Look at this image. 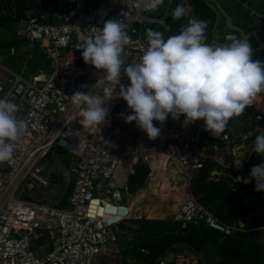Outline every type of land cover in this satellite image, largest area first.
Instances as JSON below:
<instances>
[{"label":"built area","instance_id":"2783aa9c","mask_svg":"<svg viewBox=\"0 0 264 264\" xmlns=\"http://www.w3.org/2000/svg\"><path fill=\"white\" fill-rule=\"evenodd\" d=\"M230 1L264 24V11L253 8L248 0ZM62 2L65 8L55 14L56 23L43 20L45 15L40 19L34 11L19 15L15 9L0 14V29L39 48L50 60V71L41 69L31 78L0 65V98L16 103L17 118L27 121V131L15 142L13 158L0 163V264H124L123 228L138 227L131 222L133 208L127 199L128 178L137 166L148 163L153 172L150 157L165 155L181 164L191 186L206 159L222 173L243 172L251 159L239 152L230 132L210 143L204 138L210 132L204 130L202 119L182 126L183 115L179 120L169 115L163 123L153 121L160 134L150 139L135 121L125 122L123 117L131 110L122 98L104 105L108 109L104 124L83 127L79 123L81 110L73 107L70 97L78 91L93 92V85L104 79V73L84 62L77 48L81 38L102 28L109 19L125 23L131 37L124 51L126 67L138 62L147 47L144 26H165L166 20L154 16L156 11L147 10L142 0ZM182 5L184 16L191 17L193 5L189 1ZM216 34L214 30V37L205 42L228 44ZM129 84L122 67L120 82L113 85L115 92ZM257 97L255 119L261 122L264 92ZM57 149L77 159L67 206L29 198L30 190L51 185L47 160ZM174 219L184 227L189 223L205 225L228 236L244 232L207 210L193 194ZM183 245L182 251L169 250L162 255L158 264H191V248Z\"/></svg>","mask_w":264,"mask_h":264},{"label":"clouds","instance_id":"9594fccd","mask_svg":"<svg viewBox=\"0 0 264 264\" xmlns=\"http://www.w3.org/2000/svg\"><path fill=\"white\" fill-rule=\"evenodd\" d=\"M142 2L147 10L156 11L164 0ZM184 15L183 5L172 11L174 20ZM127 27L109 19L77 45L84 62L104 73L93 92L78 91L70 97L73 107L81 110L79 123L85 128L104 124L108 115L104 105L122 98L131 110L123 117L125 122L135 121L150 139L160 134L153 121L163 123L169 115L173 120L183 115L182 126L202 119L204 130L218 137L234 116H240L264 92V62L252 59V46L246 38L208 44L206 21L191 18L179 34L167 39L163 33L147 29V47L139 61L124 67L125 46L131 40ZM122 67L130 84L116 93ZM18 111L16 103L0 98V163L13 158L15 142L27 131V121L17 118ZM252 151L264 157V134L255 137ZM241 179L237 177V181ZM249 180L255 181L257 192L264 191V162L251 168Z\"/></svg>","mask_w":264,"mask_h":264},{"label":"trees","instance_id":"16d2710c","mask_svg":"<svg viewBox=\"0 0 264 264\" xmlns=\"http://www.w3.org/2000/svg\"><path fill=\"white\" fill-rule=\"evenodd\" d=\"M180 1L173 0L169 10L166 9L165 4H162L163 6L156 10L154 13L156 17H163L168 13L165 16L166 25L159 27L157 31L160 32L161 29L164 38L167 39L171 35L178 34L181 27L186 26L194 15V18L206 21L205 41L209 42L212 39L213 29L217 23V16L214 10L204 0H188L194 8L192 16L189 18L183 16L179 20H174L172 11L180 4ZM15 9L18 10L19 15H26V11H34L40 19L45 15L42 19L50 23H56L58 19L55 14L61 12L60 0H0V14L3 11L12 12ZM0 24L3 25L1 16ZM155 24L147 25V28L152 29ZM254 155V153L251 155L250 164L248 165L250 170L254 165L262 163L259 156L255 157ZM214 168L215 164L213 161L204 160L202 168L193 179L188 190L197 195L201 183L208 178ZM73 186L74 183H71L68 192L60 200L59 204L61 206L68 205ZM248 187L255 189V181ZM226 194H228L227 201L223 205L213 207L210 210L222 221L228 224L233 223L239 220L247 211H251V208L246 206L239 193L234 194L227 191ZM181 205L180 209L183 206ZM131 222L138 224V227L124 226L123 228L121 244L122 252L126 258L124 264H158L160 257L166 254L175 244H186L196 250H201L210 239L220 241L228 253L248 259L254 264H264V239L261 238L262 233L257 230L228 236L205 225L189 223L184 227L181 223L175 221L174 215L162 221L132 219ZM129 234L131 237L127 239L126 236ZM124 240L127 243L124 244Z\"/></svg>","mask_w":264,"mask_h":264},{"label":"crops","instance_id":"0c3cea01","mask_svg":"<svg viewBox=\"0 0 264 264\" xmlns=\"http://www.w3.org/2000/svg\"><path fill=\"white\" fill-rule=\"evenodd\" d=\"M167 1L168 0H165L163 5L165 4L166 9L169 10L170 6L173 3V0L168 1V3ZM183 1H188V0H181L179 5H182ZM204 1L214 10L217 16V23L214 26L212 37H214V30H217V34L215 35V37L221 41L227 40V42L230 43L233 38L228 39V37H230L231 35L232 37L234 36V38H244L241 36V33L239 31L235 29H231L227 25V21L229 18L232 25L241 28L246 34L245 38L249 41V43L252 46V54H251L252 58L254 60H260L264 62V50H258L260 48L259 45L260 41L264 43V24H262L260 20L250 16V14L247 11L243 10L238 4L230 0H204ZM248 1L253 8L259 11H264V0H248ZM167 14L168 13H166L164 16H166ZM192 17L194 18V15ZM218 24L219 26H217ZM147 27L148 26L146 25L143 28L144 35L146 37H147L146 30L150 29ZM159 27H163V26L160 24L157 25L155 24L152 30L157 31L159 30ZM160 32L163 33L161 29ZM14 39L17 40L18 42H21L5 29H0V65L7 67L11 70L13 69L3 61L5 54L4 53L1 54V52L4 51L5 46L7 44L10 45V43H12L13 42L12 40ZM20 46H21L20 48L23 47V45ZM47 59L49 58L47 57ZM49 68H50V64H49ZM41 69L45 70L44 68H38V71ZM23 70L27 71L28 68L24 67ZM20 73H24V72H20ZM258 98L259 97L256 96L252 104L246 107V109L240 116H234L229 121L224 131V132H230L232 138L234 139L236 148L239 150V152L242 155L245 156L253 154L252 148L254 145L255 137L259 134H264V121L258 122L255 119V115L258 112L255 103H257ZM202 123L204 124L203 120ZM221 135L218 137H214L210 133L208 136L207 135L204 136V138L208 140L210 143H216L220 141ZM259 159L262 160V162H264V157L259 156ZM171 164L175 165L177 171L180 172V174L182 175L183 187L178 186L177 188L178 191L183 192L185 194V199H184L185 202L188 196L190 194H193L207 208V210L210 211L211 208L223 205V203L227 201L228 199V194H226L227 191L233 192L234 194L239 193L241 199L244 200L246 206L251 208V211L250 212L247 211L246 214H243V216L240 217L239 220H236L235 222L229 224L238 225L240 228L243 229L244 232L242 233H248L257 230L262 233L261 238L264 239V229H262V227L264 226V209H263L264 195L262 196V198L261 196L258 197V194H255L257 191L255 189H252L251 187H248V185H250L254 180H250L248 181V183H245L242 180L250 175V167L248 168L247 166L246 169L240 173L226 172L224 174L221 171L216 170V168H214V170L211 172L208 178L201 183V186L198 189V194L195 195L193 192L188 190L189 183L186 178L184 169L177 160L168 158L163 168L167 169ZM237 177H241L242 179L237 181ZM226 188L229 190H227ZM256 195L258 197V200L256 199ZM45 201H51V200H45ZM59 203L60 202H58V204ZM177 203H178L177 201L173 203L175 206L174 207L175 213L180 210V208L177 207ZM255 215L258 216L256 217ZM185 247L186 246L183 244H175L169 250L182 251ZM189 247L191 248V264H217L216 256H215V260H213V258L211 257V252L213 251V254L215 253L212 245L209 242H207L201 250H196L191 246ZM169 250L168 252H170Z\"/></svg>","mask_w":264,"mask_h":264},{"label":"rangeland","instance_id":"374dc122","mask_svg":"<svg viewBox=\"0 0 264 264\" xmlns=\"http://www.w3.org/2000/svg\"><path fill=\"white\" fill-rule=\"evenodd\" d=\"M12 41L10 45L7 44L5 46L1 54H5L3 61L14 71L18 73L24 72L25 74H20L24 77L26 76V78L38 72V68L50 71V60L39 48L31 46L27 42L21 43L15 39ZM20 45H23V47L20 48ZM24 67H27L28 70H23ZM254 156L258 157L257 154ZM50 158L47 162H49L48 170L52 176L51 185L30 190L29 198L32 197L43 201L51 200L58 203L68 192L70 184L74 183V169L77 166V159L72 154L60 149L55 150ZM163 167L161 166L157 171H153L147 183L140 190L134 193H127V199L133 208V219L162 221L175 214L174 202H178V208H180V204H185V194L178 191L177 188L178 186L183 187L182 175L173 164L167 169ZM255 194L262 198L264 191L256 192ZM258 197L256 195L257 200ZM255 216L257 217L258 215ZM130 237V234L126 236L127 239ZM125 243H127L126 240H124ZM211 257L215 260L213 251L211 252Z\"/></svg>","mask_w":264,"mask_h":264},{"label":"water","instance_id":"95a60500","mask_svg":"<svg viewBox=\"0 0 264 264\" xmlns=\"http://www.w3.org/2000/svg\"><path fill=\"white\" fill-rule=\"evenodd\" d=\"M63 0H60V8L64 9L65 4L62 2ZM227 25L231 29H235L241 33L242 37H246V34L244 31L232 25L229 18L227 21ZM263 44V45H262ZM260 48L258 50H264V43L260 41ZM151 167L148 163H143L136 167L135 171L129 175L128 178V184H127V190L129 193H134L138 190H140L148 181L149 177L151 176ZM245 181H250L249 176L245 177V179H242ZM248 183V182H245ZM209 243L212 245L214 249L215 256L217 258V264H254L248 259L240 258L232 253H228L222 243L218 240L210 239Z\"/></svg>","mask_w":264,"mask_h":264},{"label":"bare ground","instance_id":"6f19581e","mask_svg":"<svg viewBox=\"0 0 264 264\" xmlns=\"http://www.w3.org/2000/svg\"><path fill=\"white\" fill-rule=\"evenodd\" d=\"M149 160H150V163H151L153 169L155 171H157L159 167L165 166V164L168 160V157L165 155L159 154V155H154V156L150 157Z\"/></svg>","mask_w":264,"mask_h":264}]
</instances>
